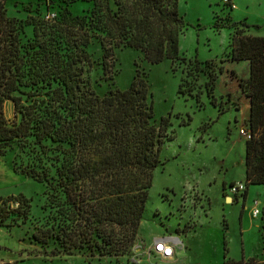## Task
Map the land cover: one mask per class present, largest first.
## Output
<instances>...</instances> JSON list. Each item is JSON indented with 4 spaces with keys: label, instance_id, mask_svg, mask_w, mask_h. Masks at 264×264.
I'll return each instance as SVG.
<instances>
[{
    "label": "rangeland",
    "instance_id": "obj_1",
    "mask_svg": "<svg viewBox=\"0 0 264 264\" xmlns=\"http://www.w3.org/2000/svg\"><path fill=\"white\" fill-rule=\"evenodd\" d=\"M74 1H6L7 16L14 17L18 27L28 73L13 94L22 97L23 105L33 102L30 92L38 86L30 82L35 77L30 69L37 67L33 53L38 48L32 45L38 39L75 57L81 76L101 96L112 89L129 88L138 76L144 78L157 124L169 117L168 131L174 137L166 139L160 152L162 164L154 171L136 240L125 250L108 254L96 246L74 253L64 250L58 224L59 202L66 203V194L58 185L62 155L57 143L51 138L39 141L34 134L21 140H0V197L4 198L0 207L7 215L4 222L0 219V263L224 264L228 258L264 262V184L249 185L246 197L243 190L238 194L231 190L232 184L247 182L248 135L241 129L249 124L250 100L240 81L249 78L250 62L231 60L235 28L221 27L231 25L232 15L234 21H248L250 26H239L245 33L264 36V0H232L234 9L225 0H179L185 20L181 58L156 64L130 46L117 47L106 56L97 37L86 48L91 62H83V20L79 17L86 11H78L89 4ZM212 74L217 76L209 83ZM180 86L194 96L180 93ZM22 115L12 100L5 101L7 127L20 125ZM34 169L43 182L27 174ZM21 197L27 201L18 206ZM52 228L55 234L47 243L34 238L35 233ZM161 236L179 237L185 245L177 247L175 256L164 258L153 250L155 238ZM57 250L59 255L52 254Z\"/></svg>",
    "mask_w": 264,
    "mask_h": 264
},
{
    "label": "trees",
    "instance_id": "obj_2",
    "mask_svg": "<svg viewBox=\"0 0 264 264\" xmlns=\"http://www.w3.org/2000/svg\"><path fill=\"white\" fill-rule=\"evenodd\" d=\"M6 1L0 0V140H21L34 134L39 141L51 138L57 143L62 155L57 168L58 185L66 194V203L59 202L62 210L58 225L63 231L58 236L63 239L65 252L74 253L85 246H96L104 254L125 250L137 238L154 171L162 164L163 144L174 137L168 131L170 119L163 117L157 124L144 78L138 76L129 88L112 89L101 96L81 76L75 57L49 48L38 39L32 45L38 48L33 53L37 67L30 69L35 75L30 82L38 87L30 92L33 102L23 105L22 97L13 93L28 74L24 70L26 59L15 18L7 16ZM78 1L89 4L78 11H86L79 17L83 20V62H91L86 48L94 37L101 40L106 56L117 47L130 46L143 51L153 64L166 58L174 62L181 58L180 36L185 20L179 0H114L116 9L111 0L74 2ZM225 3L235 8L232 0ZM230 18L231 25L221 27L235 28L230 43L231 60H247L251 69L249 78L240 81L250 100V137L246 141L249 188L251 184H264V36L245 33L239 26H250L248 21H234L232 15ZM104 65L106 69L107 61ZM216 76L212 74L209 83ZM179 92L194 96L181 86ZM212 96V102L218 105L217 97ZM6 100H12L15 109L23 114L16 127H7ZM27 174L44 181L35 169ZM21 198H17L18 206L27 201ZM3 199L0 197V201ZM2 208L0 219L4 222L7 215ZM52 230L37 232L34 238L47 243L55 234ZM224 264L264 262L228 258Z\"/></svg>",
    "mask_w": 264,
    "mask_h": 264
},
{
    "label": "built area",
    "instance_id": "obj_3",
    "mask_svg": "<svg viewBox=\"0 0 264 264\" xmlns=\"http://www.w3.org/2000/svg\"><path fill=\"white\" fill-rule=\"evenodd\" d=\"M241 131L242 134L248 135V137H250V131L247 128H242ZM247 188L248 185L244 182L232 184L231 186V190L236 194H238L242 190L246 191ZM254 213L255 215H259L260 210L256 209ZM181 244L184 246V242L179 237L161 236L155 238L153 243V250L156 253L162 255L164 258H170L176 255V249L178 246H181Z\"/></svg>",
    "mask_w": 264,
    "mask_h": 264
},
{
    "label": "crops",
    "instance_id": "obj_4",
    "mask_svg": "<svg viewBox=\"0 0 264 264\" xmlns=\"http://www.w3.org/2000/svg\"><path fill=\"white\" fill-rule=\"evenodd\" d=\"M229 199H232L231 197H229ZM176 251H177V249H176Z\"/></svg>",
    "mask_w": 264,
    "mask_h": 264
},
{
    "label": "bare ground",
    "instance_id": "obj_5",
    "mask_svg": "<svg viewBox=\"0 0 264 264\" xmlns=\"http://www.w3.org/2000/svg\"><path fill=\"white\" fill-rule=\"evenodd\" d=\"M176 240H178V239H176ZM185 245V244H184Z\"/></svg>",
    "mask_w": 264,
    "mask_h": 264
}]
</instances>
